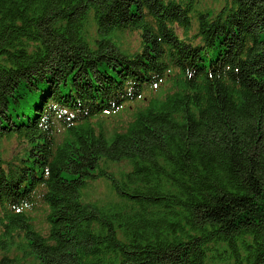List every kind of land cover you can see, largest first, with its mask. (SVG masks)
Listing matches in <instances>:
<instances>
[{
  "label": "trees",
  "instance_id": "1",
  "mask_svg": "<svg viewBox=\"0 0 264 264\" xmlns=\"http://www.w3.org/2000/svg\"><path fill=\"white\" fill-rule=\"evenodd\" d=\"M0 264H264V0H0Z\"/></svg>",
  "mask_w": 264,
  "mask_h": 264
},
{
  "label": "rangeland",
  "instance_id": "2",
  "mask_svg": "<svg viewBox=\"0 0 264 264\" xmlns=\"http://www.w3.org/2000/svg\"><path fill=\"white\" fill-rule=\"evenodd\" d=\"M206 1H209V0H206ZM127 41H129L130 43H133L132 42V38H129ZM108 167H109V170L110 171H113V172H117V171L125 170L126 169V166L122 162L120 164H110ZM107 192H108V190H107L105 184L103 182H101L98 185V187L94 190V192L92 193V195L95 196V198H99L101 200H104V199H106Z\"/></svg>",
  "mask_w": 264,
  "mask_h": 264
}]
</instances>
